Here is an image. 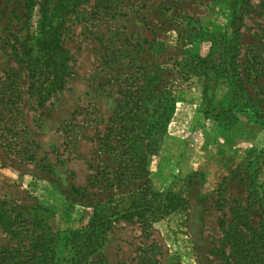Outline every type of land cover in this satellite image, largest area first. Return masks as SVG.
Here are the masks:
<instances>
[{
	"label": "rangeland",
	"instance_id": "obj_1",
	"mask_svg": "<svg viewBox=\"0 0 264 264\" xmlns=\"http://www.w3.org/2000/svg\"><path fill=\"white\" fill-rule=\"evenodd\" d=\"M38 1L31 0L26 20L27 0H0V211L13 214L16 207L20 217L37 221L35 229L20 221L13 234L0 222V257L38 264L25 258L38 233L56 242L57 233L83 226L93 210L106 216L124 209L144 184L185 199L183 209L151 226L145 242L159 246L157 264H220L218 219L228 221L232 201L242 206L247 192L258 189L263 197L250 221H264V160L260 167L247 164L264 146V0H242L245 9L232 25L231 0H81L61 32L70 74L40 109L26 90L20 54ZM114 32L129 36L136 60L154 62L153 84L174 102L146 157V173L128 185L110 184L116 161L98 154L90 139L113 105L101 92L96 54ZM14 93L12 107L6 99ZM72 114L66 141L59 126ZM13 133L17 141L9 139ZM237 163L243 166L235 170ZM108 232L89 262L134 264L143 241L137 221L119 220ZM43 261L69 264L59 256Z\"/></svg>",
	"mask_w": 264,
	"mask_h": 264
},
{
	"label": "trees",
	"instance_id": "obj_2",
	"mask_svg": "<svg viewBox=\"0 0 264 264\" xmlns=\"http://www.w3.org/2000/svg\"><path fill=\"white\" fill-rule=\"evenodd\" d=\"M241 1H230L229 25L241 18L245 9ZM80 2L81 0H39L36 4L31 36L26 32L25 39L20 44V54L24 58L28 78L26 90L30 95H34L35 106L38 109L52 93L63 87L70 74V66L67 64L70 57L62 44L61 32L65 15ZM30 4L31 0H27L26 20ZM113 36L119 37V40L108 44L109 38ZM128 37L119 32L112 33L96 54V68L101 74L99 82L101 92L110 98L113 105L103 121L102 130L94 126L90 139L95 143L98 154H109L116 161L112 170L111 185H128L143 178L150 147L158 139L160 130L169 121L174 109L172 98L159 94V88L153 84L154 62L136 60V57L131 55L133 46L128 42ZM13 87L10 88L11 91ZM2 88L6 89L7 86ZM16 95V93L7 95L6 100L12 107ZM202 97L207 98L204 87ZM73 120L72 114L60 124L63 136L66 135V128ZM14 135L17 136L13 133L9 139L17 141L14 140ZM81 137L86 138L83 134ZM70 138L69 134L65 136L66 141ZM26 159L32 161V154H28ZM262 160L264 146L254 159L247 161V164L260 167L263 164ZM238 166H243V163H237L234 169L236 170ZM105 168L106 166H102L101 170ZM239 179L244 181L247 178ZM260 197H263L261 192L252 188L247 192L242 206L237 203L238 201H232L228 221L223 220V217L218 219L221 236L215 250L220 264H264V221H259L256 225L250 221V212ZM128 200L129 204L124 209L114 210L106 216H100L97 210H93L83 226L66 228L63 234L62 231L57 233L56 242L51 237L44 236L43 232L38 233L29 250H26L25 258L29 261H33L34 258L38 264H42L38 261L45 262L43 258L49 255V258L59 256V260H67L69 264H88L111 225L119 220L135 219L139 228V238L143 241L135 247L138 254L135 255L134 264H157L155 255L159 246L152 238L145 242L150 237L151 226L164 216L183 209L185 199L172 188L154 191L142 184L135 193L130 194ZM15 209L13 214L0 211V222L4 223V229L12 234L18 233L15 227L23 220L33 225L31 229L36 228L37 221L34 218L28 219L29 216L22 218L20 212ZM12 223L14 226L9 229ZM57 242H62V249H59ZM39 250V254H35V251ZM63 252L66 255H63ZM98 261L90 264H106ZM24 262L13 256L0 257V264Z\"/></svg>",
	"mask_w": 264,
	"mask_h": 264
},
{
	"label": "crops",
	"instance_id": "obj_3",
	"mask_svg": "<svg viewBox=\"0 0 264 264\" xmlns=\"http://www.w3.org/2000/svg\"><path fill=\"white\" fill-rule=\"evenodd\" d=\"M65 211H67V210H65ZM65 214H66V212H65ZM68 217H69V216H68ZM69 221H70V220H69ZM71 222H72V221H70V223H69L70 226H71ZM114 224H115V223H114ZM71 227H72V226H71ZM108 233H109V232H107V233L105 234L106 237H107ZM106 237H104V239H105ZM97 252H98V250H97L95 253H97ZM95 253H94V254H95ZM91 263H92V262H91ZM88 264H90V262H89Z\"/></svg>",
	"mask_w": 264,
	"mask_h": 264
}]
</instances>
